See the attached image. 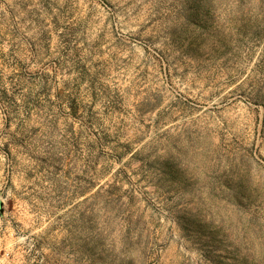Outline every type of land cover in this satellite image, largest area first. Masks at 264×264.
Returning a JSON list of instances; mask_svg holds the SVG:
<instances>
[{"label": "rangeland", "instance_id": "374dc122", "mask_svg": "<svg viewBox=\"0 0 264 264\" xmlns=\"http://www.w3.org/2000/svg\"><path fill=\"white\" fill-rule=\"evenodd\" d=\"M0 264H264V0H0Z\"/></svg>", "mask_w": 264, "mask_h": 264}]
</instances>
